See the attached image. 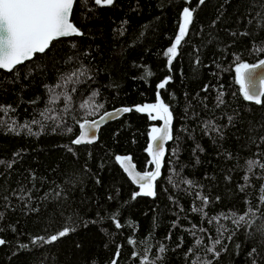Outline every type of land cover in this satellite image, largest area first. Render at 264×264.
I'll return each instance as SVG.
<instances>
[{
    "label": "trees",
    "instance_id": "1",
    "mask_svg": "<svg viewBox=\"0 0 264 264\" xmlns=\"http://www.w3.org/2000/svg\"><path fill=\"white\" fill-rule=\"evenodd\" d=\"M184 7L195 9L194 20L169 69L164 53L175 41ZM257 10L253 0H115L110 7L80 0L72 20L83 36L54 41L12 73L0 70V105L14 109H0V239L6 241L0 264H112L114 258L117 264H142L144 256L154 264H264V232L257 230L264 227V169L250 173L246 163L264 162V104L245 101L235 80L236 63L264 58V51H254L264 47V30L247 23ZM81 67L86 74L80 83L68 85L69 92L76 88L65 114L73 131H53L40 112H60L64 102L49 105L48 88ZM168 76L159 93L173 113V139L165 144L156 195L132 199L138 186L115 156L130 155L137 169L151 170L148 134L161 121L123 113L101 127L94 143L74 145L76 121L155 102L157 86ZM94 91L99 95L92 97ZM221 91L224 103L217 107ZM90 97L103 108L86 115L79 105ZM33 119L46 124L42 132L32 125L39 135L9 131L12 121ZM208 120L222 135L205 132ZM21 189L31 190L30 201L13 195ZM61 189L66 199H52ZM201 197L208 198L206 205ZM245 213V221L233 223ZM65 227L73 231L54 242L36 239ZM215 239L221 241L218 258L207 251Z\"/></svg>",
    "mask_w": 264,
    "mask_h": 264
},
{
    "label": "snow or ice",
    "instance_id": "2",
    "mask_svg": "<svg viewBox=\"0 0 264 264\" xmlns=\"http://www.w3.org/2000/svg\"><path fill=\"white\" fill-rule=\"evenodd\" d=\"M205 0H199V4H203ZM80 0H0V70H5L12 73L17 69V66H22L25 62L30 61L36 54H44L47 50H50L54 41L60 38L83 36L84 33L73 23L72 17L74 15V7L78 6ZM115 0H94V4L100 7L113 6ZM254 5L258 4L259 9L255 11V14L247 20V23L256 30H264V0H253ZM194 8L184 7L182 10V19L179 24V31L175 37L174 43L167 48L164 55L167 57V64L169 69L175 58L178 55V46L181 45L186 35L189 33L190 25L194 20ZM215 23V22H214ZM247 34V33H244ZM235 35V33H233ZM264 44V42H262ZM254 51H264V47L256 48ZM71 59V58H70ZM196 63H199L197 58ZM264 68V59H260L258 63L250 64L247 62H238L235 65V80L239 84V91L245 101L254 102L257 105L264 104V77H259L260 90H255V81L257 76L255 69ZM85 70L83 67L76 69L75 71L66 74L61 77L60 81L48 88L49 92V105H55L61 99H63L64 107L60 112H57L54 107H48L45 111L40 112V116L43 121H52L54 127L53 131L58 128H63L64 131L71 133L73 129L66 126L65 114L72 110V92L76 91L75 87L71 88V92L68 91V85H75L80 83V77L84 76ZM148 76L152 73L148 72ZM172 77H166L157 86V95L155 102L145 103L143 105H136L133 107H123L121 109H115L114 112H104L100 116L99 121L89 120L84 118L82 122L77 120L76 123L79 125V135L72 140V144H91L97 139L96 132L100 128V125L105 121L106 118H113L115 114L128 113L136 111L138 113H145L152 121H162L161 126H152L149 132L150 143L147 145L146 152L151 157L148 161L149 165L154 166L153 170H144L143 172L137 170V166L132 161L130 155H116L115 161L118 162L123 172L127 174L130 181L138 186V191L132 194V199H136L139 196L154 197L156 195L155 182L161 175V167L165 157V143L173 139L172 123L173 113L170 110L168 103L161 98L159 90L164 89L166 85L171 81ZM59 89L60 91H57ZM204 91L208 90V86L205 85ZM99 95L98 92L94 91L92 97ZM224 93L221 91L217 95V107L224 103ZM90 97L83 101L79 108L85 110L86 115L99 111L103 108V104H97L95 100ZM0 109L5 111H14L11 106H2ZM75 119V117H73ZM228 124H232L233 117L229 116ZM2 123V121H0ZM32 125H39L40 131L42 132L46 127V124L41 120L33 119L30 122L17 125L16 121H12L9 131L16 132L19 134L18 129L27 130L29 135H39V132L32 131ZM204 130L206 133L215 132L221 134L223 129L215 123L213 120L204 122ZM259 130H264V125L260 126ZM252 143H257L255 137H250ZM259 142L264 143V136L259 137ZM259 146V144L257 145ZM71 151V149H69ZM248 172H253L254 169H264V162H261L258 158L248 159L246 161ZM9 167L11 165H8ZM245 181L249 180V176L245 175ZM67 183V182H66ZM189 185L191 181H186ZM243 190V188L241 189ZM264 191V188H262ZM15 195L19 200L24 201L27 198L28 201L32 199L31 190L24 191L21 189L19 192L14 191ZM49 193H45L47 198ZM52 199L60 200L63 196V190L54 191L51 193ZM7 200V197H4ZM111 199V197H110ZM202 202L206 205L208 203L207 197H201ZM261 201H264V195L261 196ZM34 211L36 209H33ZM193 211H202V209L194 208ZM251 211V209L249 210ZM248 213L240 215L237 220L233 223L239 224L241 221H245V217ZM225 219L229 217L225 216ZM217 222L219 217L213 218ZM212 220H209L211 223ZM121 225L119 221H116V227L119 228ZM258 231L264 232V227L257 229ZM73 229L65 227L58 234L52 235L47 240L43 237L36 238L44 241L45 243H51L58 240L61 237L68 235ZM231 239V237H228ZM36 241L34 240L33 243ZM135 243L134 241H129ZM6 241L0 239V245L5 244ZM202 241L197 240L196 244L199 245ZM220 239H215L211 247L207 248V251L214 254V258L220 256V252L216 251L215 246L220 244ZM25 247V246H22ZM165 251L164 247H160V252ZM191 252L192 249H189ZM256 249L253 248L249 253L252 256L256 253ZM135 255V254H134ZM116 256H119V250H117ZM112 264H117V259H113ZM142 264H154L149 260L148 256H144ZM193 264H200V262L193 261ZM204 264H212L211 260L205 261ZM252 264H256V260L252 261Z\"/></svg>",
    "mask_w": 264,
    "mask_h": 264
},
{
    "label": "water",
    "instance_id": "3",
    "mask_svg": "<svg viewBox=\"0 0 264 264\" xmlns=\"http://www.w3.org/2000/svg\"><path fill=\"white\" fill-rule=\"evenodd\" d=\"M73 23H74V22H73ZM263 59H264V58H263ZM258 62H259V61H258ZM258 62H256V63H258ZM251 64H255V63H251ZM255 74H256V76H257V79H256V81H255V90H256V91H259V90H260L259 77H264V68H258V69H255ZM123 107H129V106H117V107H114V108L108 109V110H106V111H104V112H114L115 109H121V108H123ZM104 112H102L101 114H99L98 116H96V117H94V118H88V119H89V120H96V121H99L100 116L103 115ZM122 114H123V113H119V114H115L113 118H106L105 121L100 125V128L98 129V131L96 132L97 139H98L99 131H100L101 127H102L103 125H105L106 123H108V122H110V121H112V120H114V119L120 117ZM81 122H82V121H81ZM162 123H163V122L161 121L160 126L162 125ZM79 131H80V129H79ZM79 131H78L76 137L79 135ZM76 137H75V138H76ZM75 138H74V139H75ZM97 139H96V141H97ZM150 142H151V141H149V143H150ZM165 144H166V143H165ZM164 146H165V145H164ZM153 168H154V166H153ZM153 168H152L151 170H153ZM137 170H139V169H137ZM139 171H141V170H139ZM141 172H143V171H141Z\"/></svg>",
    "mask_w": 264,
    "mask_h": 264
},
{
    "label": "rangeland",
    "instance_id": "4",
    "mask_svg": "<svg viewBox=\"0 0 264 264\" xmlns=\"http://www.w3.org/2000/svg\"><path fill=\"white\" fill-rule=\"evenodd\" d=\"M152 103V102H151ZM143 105V104H142ZM161 123V122H160ZM153 126H160V124L159 125H153ZM152 127V126H151ZM151 130V129H150Z\"/></svg>",
    "mask_w": 264,
    "mask_h": 264
}]
</instances>
